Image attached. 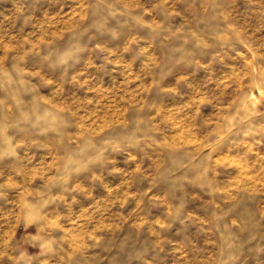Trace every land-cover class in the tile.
Wrapping results in <instances>:
<instances>
[{"label":"rangeland","instance_id":"rangeland-1","mask_svg":"<svg viewBox=\"0 0 264 264\" xmlns=\"http://www.w3.org/2000/svg\"><path fill=\"white\" fill-rule=\"evenodd\" d=\"M0 264H264V0H0Z\"/></svg>","mask_w":264,"mask_h":264}]
</instances>
